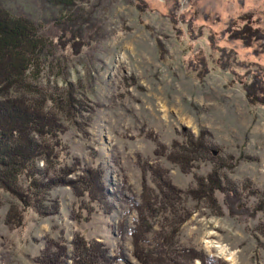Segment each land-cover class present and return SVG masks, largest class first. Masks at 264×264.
I'll return each instance as SVG.
<instances>
[{"label": "rangeland", "instance_id": "1", "mask_svg": "<svg viewBox=\"0 0 264 264\" xmlns=\"http://www.w3.org/2000/svg\"><path fill=\"white\" fill-rule=\"evenodd\" d=\"M76 1L79 15L64 18L44 0H2L56 43L30 77L38 92L9 94L48 97L65 127L59 161L78 167L71 178L87 167L100 170L106 197L92 200L80 187L55 185L48 196L58 209L42 215L0 185V264H40L48 239H64L71 251L76 235L120 256L112 264H144L131 235L144 193L159 205L149 215L145 247L163 259L150 263L176 264L191 254L177 247L206 263L264 264V103L250 102L244 87L256 73L264 79V38L247 45L230 34L245 22L264 31V0ZM62 20L75 22L63 27ZM51 95L63 103L71 97L76 109L61 111ZM198 136L217 153L188 167L173 158ZM159 169L174 187L171 199ZM214 169L235 194H199L198 181ZM17 210L21 219L13 225Z\"/></svg>", "mask_w": 264, "mask_h": 264}, {"label": "trees", "instance_id": "2", "mask_svg": "<svg viewBox=\"0 0 264 264\" xmlns=\"http://www.w3.org/2000/svg\"><path fill=\"white\" fill-rule=\"evenodd\" d=\"M44 1L58 5L59 9L63 10L61 16L64 18L70 17L69 15H79L76 0ZM63 20L62 25L65 27L67 22ZM74 22L70 24L74 25ZM80 25L82 26L80 23L75 25L77 29H72L71 32L75 40L74 45L76 43L80 45ZM230 34L232 37L241 38L247 45L251 44L253 38H264V31L253 29L246 22L232 29ZM55 47L56 43L40 30L33 19L27 15L12 14L0 0V185L14 195L23 206H30L42 215L54 213L58 209L57 200H50L48 196L49 189L55 185L69 184L75 188L80 187L79 193H87L92 200L101 201L106 197L100 170L87 167L82 169L80 175L71 178L68 174L75 173L78 167L75 164H61L59 161L56 151L59 146L58 135L65 127L57 115V110L47 106L48 97L43 93L35 96L24 93L15 96L9 94L10 89L13 88L38 92L37 87L31 83L30 77L39 74L45 58L53 53ZM244 87L250 102L264 103L262 76L254 74L253 79L245 83ZM51 98L55 100L59 98L56 106L61 111L64 107L67 112L76 109L71 97L68 98L69 103L68 100L67 103H63L61 96L51 95ZM76 103L80 104L77 101ZM201 139L198 136L196 140H190L189 146L182 145L179 152H174L176 155L174 153L171 155L174 159L178 157L180 164L187 167L191 159L199 156L208 158L209 154L215 155L217 150L201 142ZM223 165L220 162L218 166ZM216 170L198 181L199 194L209 199H212L215 189L235 194V186L228 180L223 184ZM157 174L162 185L172 189L167 191V197L171 199L172 193H175L174 187L164 177L163 171L159 169ZM22 176L27 180L26 185L22 184ZM153 203L150 194L144 193L141 202L134 205L138 220L131 230L133 254L144 264H152L150 262L153 260L163 259L161 255L157 256L158 252L151 251L154 252L151 253L145 247V234L151 228V223L148 222L149 215L159 208V205L154 207ZM15 214L16 216H10L8 220L13 225L19 223L21 219L18 210ZM164 236L167 237L165 234ZM176 250L191 253L189 256L182 254L180 257H184L182 261L173 260L176 264H187L194 258H199L201 264H212L206 263L203 256L192 253L191 248L176 247ZM118 258L120 256H110L102 242L87 241L76 235L72 240L71 251L68 250V244L64 239L57 241L48 239L39 262L40 264H112ZM68 259H71V262H68Z\"/></svg>", "mask_w": 264, "mask_h": 264}, {"label": "bare ground", "instance_id": "3", "mask_svg": "<svg viewBox=\"0 0 264 264\" xmlns=\"http://www.w3.org/2000/svg\"><path fill=\"white\" fill-rule=\"evenodd\" d=\"M222 250L224 251V253L226 252L223 248H222Z\"/></svg>", "mask_w": 264, "mask_h": 264}]
</instances>
